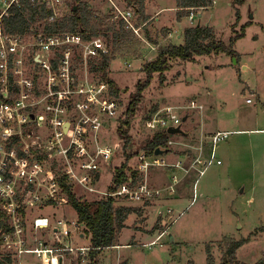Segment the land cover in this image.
Segmentation results:
<instances>
[{"label": "rangeland", "instance_id": "1", "mask_svg": "<svg viewBox=\"0 0 264 264\" xmlns=\"http://www.w3.org/2000/svg\"><path fill=\"white\" fill-rule=\"evenodd\" d=\"M110 1L81 0L100 17L111 16L119 23L113 16L115 10ZM113 1L122 10L141 9L136 13L137 25H145L139 35L128 33L124 44L107 46L112 58L108 77L120 87L119 101L125 107L136 93L138 83L146 80L143 68L154 61L161 49L182 45L183 41L175 37L166 40L170 32L174 33L168 27L173 24L170 17L175 0ZM68 2L64 0L67 14ZM147 2L151 3L149 15L145 11ZM162 9L165 11L160 13ZM194 15L192 23L185 16L176 22V28H182L184 33L196 26L210 27L216 39L232 49L237 58L219 54L197 57L195 62L178 60L171 63L162 79L154 75L143 93L141 110L131 121L129 133L133 145L129 152L138 150L140 155L148 145L153 133L144 120L151 109L182 107L196 100L204 110L194 111L184 128L192 132L193 142L200 137L206 140L212 132H228V138L219 144L216 152V159L222 164L213 165L200 179L195 175L187 177L173 191L164 190L160 197L142 203L117 198L116 207H133L142 212L129 217L118 246L104 250L99 257L101 264H207L209 256L214 258V264H220L228 245L244 239L249 241L237 251L238 261L255 264L264 256V231H261L264 228V0H245L241 6H234V0H213L212 6L195 9ZM156 19H161L160 23ZM247 23L251 25L246 28L245 36L231 45ZM98 38L106 44L105 38ZM95 77L102 80L100 74ZM123 110L120 108V114ZM116 127L113 123L103 138L118 151L123 143ZM172 139L190 141L183 136ZM177 149L176 153L163 157L165 162L175 165L180 160L187 165L193 152ZM121 152L115 153V159L111 160L114 169L105 171L102 183L105 188L112 183L113 170L124 161ZM133 161L135 169L137 160ZM182 175L179 169L153 167L147 174V184L150 189H162L172 184L174 177L178 179ZM74 193L83 198V193ZM90 203H94L93 198ZM38 214L48 217L66 214L77 219L71 205L61 209L48 207ZM68 242L71 248L88 247L90 237L81 239L75 233ZM39 263L43 264L41 260Z\"/></svg>", "mask_w": 264, "mask_h": 264}, {"label": "built area", "instance_id": "2", "mask_svg": "<svg viewBox=\"0 0 264 264\" xmlns=\"http://www.w3.org/2000/svg\"><path fill=\"white\" fill-rule=\"evenodd\" d=\"M20 1L0 0V259L11 260L8 264H40V260L88 264L91 246L71 248L68 242L73 230L81 233L77 214L75 221L37 216L48 207L70 205L65 187L83 193L84 201L116 197L142 203L160 197L164 190L173 191L187 177L200 179L213 165L220 166L216 152L229 134L216 133L208 141L195 142L170 136L162 149L193 152L187 165L180 160L170 165L163 157L143 151L134 169L137 179L111 193L110 184L105 188L102 183L117 150L103 136L119 118L120 106L111 96L109 83L95 80L90 65L92 59L109 54L107 45L99 38L86 40L80 33L6 32L2 18ZM44 3L52 11L50 22L67 15L64 0ZM110 3L114 18L139 35L145 25H137L134 11L120 9L113 0ZM194 18L191 11L189 21ZM197 110L203 107L196 100L182 107L165 106L147 126L153 135L167 132L183 126L184 118ZM153 167L179 169L183 175L153 190L147 184Z\"/></svg>", "mask_w": 264, "mask_h": 264}, {"label": "trees", "instance_id": "3", "mask_svg": "<svg viewBox=\"0 0 264 264\" xmlns=\"http://www.w3.org/2000/svg\"><path fill=\"white\" fill-rule=\"evenodd\" d=\"M176 2L179 10L178 19L180 20L185 16H189L190 11L205 9L213 4V0H176ZM244 3L245 0H234V6H241ZM67 5L69 14L58 21L50 22L49 18L52 15V11L44 3V0H21L11 6L8 11V17L3 16L2 25L5 31L10 34L25 35L34 32L57 34L70 32L80 33L86 40L103 37L106 39V45L109 48L110 46L124 44L128 40V33L132 34L126 31L123 22L116 23L111 16L100 17L81 0H70ZM139 10L141 9L135 10V13H140ZM236 16L239 23V10H237ZM250 25V23H247L241 28V33L232 39L231 45L234 41L245 36V30ZM219 54H227L232 59L237 58L232 49L227 48L222 41L216 39L210 27L196 26L186 29L182 45H169L161 49L154 61L143 68L146 80L143 84L138 83L136 93L125 107L119 101L120 87L108 77V70L112 60L109 54L90 61L91 72L96 75L100 74L102 80L109 83L111 96L118 100L120 108H125L114 122L117 124L116 131L120 142L123 143L122 147L119 146L118 148H121L115 153L118 155L122 151L124 161L113 170L112 183L108 187L111 193L117 192L123 184L129 183L137 175V172L132 168V161L134 160V163L135 160L138 161L139 153L137 154L138 150L129 152L133 145L129 130L131 129V121L141 110L140 104L143 93L151 85L154 75H159L162 79L174 61L195 62L197 57ZM161 83H163V80H161ZM158 110L157 107H154V109L149 111V115L145 116L144 120L146 124ZM112 127L113 123L108 126V129ZM169 138L170 135L167 132L156 133L149 138V143L143 150L147 151L148 156H153L157 148L166 147ZM113 166L112 163L110 167L106 168V171L111 170ZM65 195L69 204L76 211L79 223L85 226L87 234L90 236L91 251L88 253V264H101L99 257L104 250L118 246L120 235L127 229L126 224L129 217L134 213L142 212L141 209L133 207H116V197H107L91 204L87 200L84 201L82 198H78L69 187H65ZM261 231H264V228ZM248 241L249 239L231 242L225 250L220 264H245L237 260V251ZM7 262L12 261L7 260ZM7 262L0 259V264H8ZM76 264H80V262ZM207 264H214L212 256L208 257ZM255 264H264V256Z\"/></svg>", "mask_w": 264, "mask_h": 264}, {"label": "crops", "instance_id": "4", "mask_svg": "<svg viewBox=\"0 0 264 264\" xmlns=\"http://www.w3.org/2000/svg\"><path fill=\"white\" fill-rule=\"evenodd\" d=\"M109 11H111V9H110V6H109ZM171 10H173V17H170V18H172V25L171 26H169L168 28H172V30L174 31V33H169V37H167L166 38V40H168L169 38L170 39H172V38H178V39H180V41H183L184 40V33H182L181 32V30H182V28H180L179 30H178V28H176V22H178L179 23V21H181L180 19H178L177 17H178V12H179V10H178V8H177V2H176V0H175V3H174V5H173V7L171 8ZM108 11V12H109ZM146 14L147 15H149L150 14V11H151V3H148L147 2V6H146ZM163 11H165L164 9H162V10H160L159 12L161 13V12H163ZM176 17V19L178 20H176L175 22L173 21V18H175ZM199 17H201V15L199 16ZM138 19V18H137ZM156 21L158 22V23H160V21H161V19H156ZM164 28H166V26H164ZM172 44V43H171ZM204 110V109H203ZM192 115V114H191ZM191 115L189 116V117H185L186 118V121L184 122V124H186V125H188V123L190 122V119H191ZM184 124H183V129L187 132V133H189L190 134V138L189 139H191L192 138V132H189V131H187L185 128H184ZM202 129H204V127L202 128ZM221 131H216V132H212V134H210L207 138H206V140L205 141H208L210 138H211V136H213V135H215L216 133H220ZM201 134H202V132H200ZM223 133H228V132H223ZM201 138V137H200ZM203 138V137H202ZM219 147V146H218ZM166 156V155H165ZM164 156V157H165ZM219 161H221L220 159H219ZM222 162V161H221ZM83 199V198H82ZM61 209V207H58V208H56V209ZM51 219H53V220H56V219H61V218H66V219H68V220H72V221H75V220H73V219H71L70 217H67V215L66 214H64L63 216H56V215H54V216H52V217H50ZM77 220V219H76ZM80 224V223H79ZM82 225L80 224V229H79V231L78 232H81L80 234L79 233H77L75 230H73V233L75 234H78L79 236H80V238L81 239H85V238H87V239H89V235L87 234V229H85V228H82L81 227ZM84 226V225H83ZM72 233V234H73ZM88 235V236H87ZM90 246V245H89Z\"/></svg>", "mask_w": 264, "mask_h": 264}, {"label": "water", "instance_id": "5", "mask_svg": "<svg viewBox=\"0 0 264 264\" xmlns=\"http://www.w3.org/2000/svg\"><path fill=\"white\" fill-rule=\"evenodd\" d=\"M186 121V118H184L183 122ZM167 133L170 135V136H183V137H186V138H190V134L187 133L182 125L178 126V127H171L168 129ZM169 153V150L167 149H162V148H157L155 150V156H158V157H164L165 155H167Z\"/></svg>", "mask_w": 264, "mask_h": 264}, {"label": "bare ground", "instance_id": "6", "mask_svg": "<svg viewBox=\"0 0 264 264\" xmlns=\"http://www.w3.org/2000/svg\"><path fill=\"white\" fill-rule=\"evenodd\" d=\"M132 9H133V11H134V13H135V9L132 7ZM135 16H136V13H135Z\"/></svg>", "mask_w": 264, "mask_h": 264}]
</instances>
